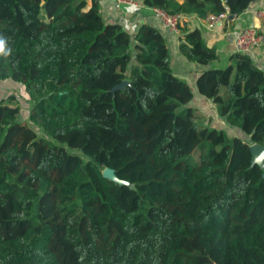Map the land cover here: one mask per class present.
<instances>
[{
  "label": "trees",
  "instance_id": "obj_1",
  "mask_svg": "<svg viewBox=\"0 0 264 264\" xmlns=\"http://www.w3.org/2000/svg\"><path fill=\"white\" fill-rule=\"evenodd\" d=\"M251 1L144 0L199 17ZM179 27L189 60L218 59L199 27ZM0 36V80L24 85L45 134L0 98V264H264V166L249 148L264 146V71L249 54L195 81L243 140L188 105L158 28L131 33L99 0H0Z\"/></svg>",
  "mask_w": 264,
  "mask_h": 264
},
{
  "label": "crops",
  "instance_id": "obj_2",
  "mask_svg": "<svg viewBox=\"0 0 264 264\" xmlns=\"http://www.w3.org/2000/svg\"><path fill=\"white\" fill-rule=\"evenodd\" d=\"M136 1L139 5L136 10L118 4L115 0H99V8L106 20L121 23L131 33L144 22L158 28L169 47L173 71L182 77L192 90L193 95L188 105L199 110L204 116V124L223 129L227 135L233 136L238 133L240 128L229 124L219 115L216 104L196 89L195 81L203 69L225 67L230 62V55L237 51L234 44L235 35L239 29L246 26L257 28L263 35L262 42L247 54L264 71V18L258 13V10L264 8V0H252L249 6L233 19L215 22L212 26L207 24L206 17L195 14L184 15L183 23L190 27H199L205 42L216 48L218 59L208 63L189 60L179 49L181 31L165 27L159 16L154 13L152 5L146 4L144 0Z\"/></svg>",
  "mask_w": 264,
  "mask_h": 264
},
{
  "label": "built area",
  "instance_id": "obj_3",
  "mask_svg": "<svg viewBox=\"0 0 264 264\" xmlns=\"http://www.w3.org/2000/svg\"><path fill=\"white\" fill-rule=\"evenodd\" d=\"M118 4H122L125 6H128L129 8H132L136 10L138 8V3L136 0H115ZM152 9L156 15L159 16L161 19L163 25L169 29L172 30H180V22L184 20V15H182L180 12H170L166 10L165 8L158 7V6H152ZM258 13L264 18V8H261L258 10ZM226 12L221 13H210L206 16L207 24L209 26H212L215 22L219 21H226L233 19V17L236 16V14H231ZM263 40L262 33L253 26H246L238 30V32L235 35V48L239 52L248 53L251 49H253L255 46H258Z\"/></svg>",
  "mask_w": 264,
  "mask_h": 264
},
{
  "label": "rangeland",
  "instance_id": "obj_4",
  "mask_svg": "<svg viewBox=\"0 0 264 264\" xmlns=\"http://www.w3.org/2000/svg\"><path fill=\"white\" fill-rule=\"evenodd\" d=\"M14 96L13 103L18 104L20 111L18 114L19 121H28L29 125L38 133V135H45L41 128L34 122L29 120V112L31 109V101L28 94L25 91L24 85L11 78L0 80V98L3 96ZM232 133V132H230ZM234 135L240 136L243 140H248V135L240 129L238 133ZM231 138L232 135H228Z\"/></svg>",
  "mask_w": 264,
  "mask_h": 264
},
{
  "label": "water",
  "instance_id": "obj_5",
  "mask_svg": "<svg viewBox=\"0 0 264 264\" xmlns=\"http://www.w3.org/2000/svg\"><path fill=\"white\" fill-rule=\"evenodd\" d=\"M231 17V14H230ZM127 80H123L120 84L116 85L113 87L117 88L122 86L123 84L127 83ZM250 152H251V166L257 164L259 167H263L264 166V146H261L257 143H253L250 145ZM102 175L106 178H108L111 181H114L116 183L119 184H125L128 185V182L125 180H120L114 173V170L106 167L103 171H102Z\"/></svg>",
  "mask_w": 264,
  "mask_h": 264
},
{
  "label": "clouds",
  "instance_id": "obj_6",
  "mask_svg": "<svg viewBox=\"0 0 264 264\" xmlns=\"http://www.w3.org/2000/svg\"><path fill=\"white\" fill-rule=\"evenodd\" d=\"M10 51L6 46V39L0 36V55L7 56L10 54Z\"/></svg>",
  "mask_w": 264,
  "mask_h": 264
}]
</instances>
